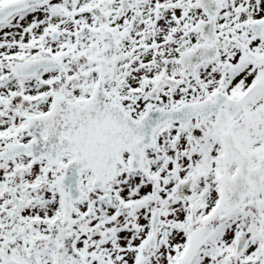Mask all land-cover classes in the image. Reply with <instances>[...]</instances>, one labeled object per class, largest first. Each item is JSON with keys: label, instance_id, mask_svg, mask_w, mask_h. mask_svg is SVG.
<instances>
[{"label": "snow or ice", "instance_id": "snow-or-ice-1", "mask_svg": "<svg viewBox=\"0 0 264 264\" xmlns=\"http://www.w3.org/2000/svg\"><path fill=\"white\" fill-rule=\"evenodd\" d=\"M0 264H264V0H0Z\"/></svg>", "mask_w": 264, "mask_h": 264}]
</instances>
